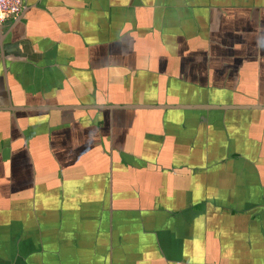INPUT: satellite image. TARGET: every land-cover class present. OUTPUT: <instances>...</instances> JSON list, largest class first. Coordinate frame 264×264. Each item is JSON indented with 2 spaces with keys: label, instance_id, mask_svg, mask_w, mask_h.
<instances>
[{
  "label": "crops",
  "instance_id": "crops-1",
  "mask_svg": "<svg viewBox=\"0 0 264 264\" xmlns=\"http://www.w3.org/2000/svg\"><path fill=\"white\" fill-rule=\"evenodd\" d=\"M0 22V264H264V0H25Z\"/></svg>",
  "mask_w": 264,
  "mask_h": 264
},
{
  "label": "built area",
  "instance_id": "built-area-1",
  "mask_svg": "<svg viewBox=\"0 0 264 264\" xmlns=\"http://www.w3.org/2000/svg\"><path fill=\"white\" fill-rule=\"evenodd\" d=\"M22 6L23 0H0V22L19 14Z\"/></svg>",
  "mask_w": 264,
  "mask_h": 264
},
{
  "label": "water",
  "instance_id": "water-1",
  "mask_svg": "<svg viewBox=\"0 0 264 264\" xmlns=\"http://www.w3.org/2000/svg\"><path fill=\"white\" fill-rule=\"evenodd\" d=\"M25 7V0H23V6H22V9ZM21 11H23V10H21ZM21 11H20V13H21ZM19 13V14H20ZM19 14H17L16 16H14V17H17V16H19ZM1 24V23H0Z\"/></svg>",
  "mask_w": 264,
  "mask_h": 264
}]
</instances>
